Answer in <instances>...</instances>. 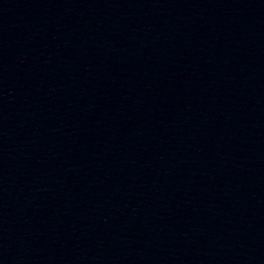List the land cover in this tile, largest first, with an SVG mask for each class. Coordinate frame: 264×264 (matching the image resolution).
<instances>
[{"label":"water","instance_id":"95a60500","mask_svg":"<svg viewBox=\"0 0 264 264\" xmlns=\"http://www.w3.org/2000/svg\"><path fill=\"white\" fill-rule=\"evenodd\" d=\"M0 264H264V0H0Z\"/></svg>","mask_w":264,"mask_h":264}]
</instances>
